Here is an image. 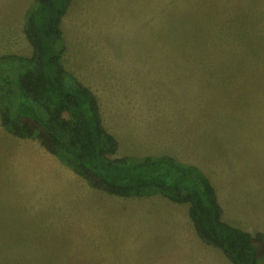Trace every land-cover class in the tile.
I'll list each match as a JSON object with an SVG mask.
<instances>
[{
  "label": "rangeland",
  "instance_id": "374dc122",
  "mask_svg": "<svg viewBox=\"0 0 264 264\" xmlns=\"http://www.w3.org/2000/svg\"><path fill=\"white\" fill-rule=\"evenodd\" d=\"M36 3L0 0V48L14 30L21 55L32 54L21 28ZM61 28L62 62L97 93L114 157L148 155L165 133L174 152L153 155L196 161L223 219L264 234V0H69ZM4 149L0 264H187L168 208L127 209L124 227L109 203L93 208L99 198L82 176L38 159L8 172ZM89 217L100 228L83 227Z\"/></svg>",
  "mask_w": 264,
  "mask_h": 264
},
{
  "label": "trees",
  "instance_id": "16d2710c",
  "mask_svg": "<svg viewBox=\"0 0 264 264\" xmlns=\"http://www.w3.org/2000/svg\"><path fill=\"white\" fill-rule=\"evenodd\" d=\"M26 13L30 56L0 55V113L7 131L35 138L93 188L131 197L161 194L190 204L199 237L233 264H260L264 234L222 217L217 192L202 170L168 156L114 157L117 138L103 124L95 93L62 62L61 22L69 0H36Z\"/></svg>",
  "mask_w": 264,
  "mask_h": 264
},
{
  "label": "crops",
  "instance_id": "0c3cea01",
  "mask_svg": "<svg viewBox=\"0 0 264 264\" xmlns=\"http://www.w3.org/2000/svg\"><path fill=\"white\" fill-rule=\"evenodd\" d=\"M24 27H25V24L22 25L21 29H24ZM16 34H19V33L14 30H12V32L9 33V36H12L11 38L12 43H9L7 47L0 48V55L21 54L20 48H19V42H18L19 40H17L18 37L15 36ZM30 55L28 54L27 56H30ZM91 90L98 97L97 93L93 89ZM106 129L110 132V129L108 128ZM150 132H152V130H148L146 132V136ZM137 134H139L140 137L142 138L139 132ZM146 141L151 142L150 140H146ZM153 143L156 147L151 146ZM173 144L174 143L166 136L165 133L161 135L158 134L156 137V140L154 142H151L149 145L150 148L152 149V150H149L151 152L150 154L147 155V153L145 152V154H143L142 157H132V158L140 159V158L147 157V156H168V157L174 158L175 160L181 163L190 164V165H194L198 167V165H196L197 164L196 161L191 160L188 162L186 159H183V158L180 159L179 157L175 156L173 153L172 154L159 153L161 155L156 153L155 155H153L154 152H158L160 151V149H161V152H163V149L175 148V146H172ZM1 145L5 146L4 153L9 159L8 162H5L6 167L9 169L8 172H17V168L19 167L17 166L18 161H21L24 163L32 161L34 163L35 159H38V162L43 161L44 163H48L49 166L55 167L57 170L60 171L59 173L61 175L62 173L65 175V178H67L68 176L69 178L75 176L76 179H79L78 174H76L72 170L68 172L69 168L63 165L62 162L59 159H57L56 156L50 153L41 144V142L38 139L22 138V137H19L7 131L2 124L1 113H0V146ZM166 150H170L169 152H174V149H166ZM125 157H129V156H125ZM80 183H82V181H80ZM82 184L83 186H85V183H82ZM89 187H90L89 189H91L92 191L91 194L97 195L99 198V202L93 208L96 209L97 206L101 207V210H100L101 213L102 211H104V207L107 203H109L110 209L111 208H114L115 210L117 209L116 212L121 213L122 216L123 214L127 212L126 211L127 209L132 210V208H136L137 206L141 204H143V206H148V207H153V206L158 205V206H163V208H168L169 209L168 211L170 212L171 216L175 217V219L179 222L178 224L181 225L180 227L181 231L179 233L180 234L179 241H176L174 245V251H175V254L177 255L176 257L180 261H183L187 264H192L195 261H196V264H229V262L227 261V258L222 257V256L218 257L219 256L218 251L220 248L205 243L199 237L195 229L194 222L192 221L190 217V205L188 203H176L161 194H154V195H149V196L144 195V196L122 197V196L111 194L102 189L93 188L91 186ZM84 189L87 190L88 187H84ZM95 218L92 219L91 217H89L86 221L84 220L85 225H83V227L91 223V224H94L91 226L100 228L99 224L101 223V220L99 219V217L96 218L97 220ZM122 220L124 222V227H126V223H125L126 218H124V216ZM86 222H88L89 224H87ZM256 233H262V232L257 231V232H253L252 234H256ZM127 244L128 242L125 241V245Z\"/></svg>",
  "mask_w": 264,
  "mask_h": 264
}]
</instances>
